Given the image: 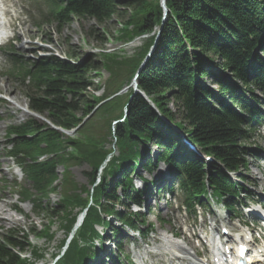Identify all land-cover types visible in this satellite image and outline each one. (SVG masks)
<instances>
[{
	"label": "trees",
	"instance_id": "obj_1",
	"mask_svg": "<svg viewBox=\"0 0 264 264\" xmlns=\"http://www.w3.org/2000/svg\"><path fill=\"white\" fill-rule=\"evenodd\" d=\"M43 1L46 11L42 20L56 27L70 24L73 18L103 23L129 11L117 38L130 42L145 36L130 56L103 53L99 60L90 58L79 65L53 56L18 65L28 110L44 115L52 126L72 130L81 123V115L102 102L98 107L102 125L95 129L94 124L83 123L77 128L80 138L68 137L30 115L6 129L11 145L8 154L15 158L27 186L18 193L19 202L31 203L36 216L58 218L66 237L78 213L85 209L80 228L55 264L93 262L96 240L102 239L96 226L104 225L115 238L117 248L122 228L141 223L145 226L139 214L130 211L142 194L133 187L131 175L139 164L150 170L151 159L140 163L138 157L152 140L158 149L157 162L163 161L177 172L178 188L186 194L187 204L201 194L207 195L208 190L219 197L236 191L238 184L226 172L239 173L243 179L248 169L245 157L254 155L247 145L253 129L246 126L241 113L257 119L256 108L247 98L260 103L252 89L260 90L264 96V0H165V13L160 0ZM156 27L160 29L155 48L138 69L155 42L152 32ZM66 54L71 58L77 55L69 50ZM100 70L109 74L104 95H87L93 85L92 73ZM138 72V92L130 88L106 100ZM206 75L216 78L217 95L203 86L201 77ZM169 101L174 111L168 108ZM120 118L123 120L111 128V120ZM163 118L175 123L215 163L207 169L206 163L184 152L173 127H166L169 133H164ZM109 143L115 154L113 148L106 147ZM69 148L74 155L67 152ZM71 162L89 166L88 186H78L71 180ZM58 165L65 166L62 192L60 200L50 204L47 196L54 191L52 183ZM206 170L211 171L207 174ZM17 211L23 215L18 208ZM107 215L116 218L120 227L110 226ZM43 227L42 231L14 228L0 233V264H34L24 259L31 249L28 237L43 235L51 239L53 233L48 226ZM139 232L142 234L141 229ZM61 242L64 245L65 240ZM33 254L34 260L44 255L40 250H33Z\"/></svg>",
	"mask_w": 264,
	"mask_h": 264
},
{
	"label": "rangeland",
	"instance_id": "obj_2",
	"mask_svg": "<svg viewBox=\"0 0 264 264\" xmlns=\"http://www.w3.org/2000/svg\"><path fill=\"white\" fill-rule=\"evenodd\" d=\"M5 1L8 3V0ZM18 1L21 3V6H24V12L21 15H16L13 12L12 8H9L10 17H15L14 22L16 24L17 30L15 31V36L12 39V46L10 47V51L13 54L12 56L14 58L23 60L27 64H32L33 62L41 60L43 58L54 56L73 65H79L86 59L92 58L99 60L100 54L103 53L111 54L112 52H117L123 54L124 56H130L140 45V40L138 38H135L130 42H122L117 38L119 35V29L121 28L120 24L127 19L129 11H127V13H125V15H123L122 17L115 14L103 23H98L93 19L73 18V21L68 25L56 27L54 23H42L38 27L32 25V21L38 17L37 10L34 7H30L29 5L28 8L25 7L29 0ZM159 29L160 27H156L152 32L155 34L154 41L158 37L157 34L159 32ZM154 43H156V41L153 42V44ZM152 48L154 49L155 47L151 46L147 51H152ZM68 50L74 51V53L77 54L76 58L68 57L66 54ZM10 57L8 58L11 59ZM144 62H146L145 58H143L141 63ZM209 66H211L210 63ZM12 70V65L5 60L3 53L0 51V233L3 234L6 232V230L14 228L23 229L24 231H27L28 228H34L35 230L39 231L43 226H48L49 232L53 233V237H51V239H46L43 235H29L28 240L31 243V249L30 251L25 253L24 259H26V261H34V264H55L57 261H59V258L63 253L62 249L64 248V245L61 241L64 239L66 242L69 236L66 237L65 230L59 227L58 218L53 217L52 219L47 220V218L42 214L36 216V214L32 212V210H30L29 204L18 205L23 215L17 213L14 210L17 201L16 196L14 195V191L17 189H14L13 183L16 182L20 184L22 183V180L18 169L14 166V161L2 156V147L6 141L4 134L7 124L10 122H22L29 116V114L26 112L27 100L23 93L22 84L19 80L20 78L15 75H10V72ZM96 72L98 73V75L96 74ZM96 72L92 73L94 74V76L92 77L93 85L87 89V95L91 94L94 97L99 98L104 95L103 93L107 88L106 84L109 79V74L104 70ZM225 75L226 72H223L222 77L225 78ZM135 81L137 82V80ZM201 81H203V86L207 87L214 95L218 94L217 86L214 84V82H216V78H212L206 75L201 77ZM123 82L125 83L124 80ZM229 82L232 84L235 83V85L239 84L237 80H230ZM133 83L134 77H132L127 82V84L125 83L119 91L113 93V95L109 96V98H106V100L113 98L116 95H123L127 90H129V87H132ZM101 103L92 107V109H90V113L85 114L84 116L81 115L80 112L78 113L77 116L81 115L80 125H82L83 123L85 124V122L87 121L88 124H94L95 129H97L99 125H102L101 118L103 116H101L100 110L98 108ZM168 108L172 111L175 110V106L172 101L168 102ZM38 115L39 116L35 115V117H38L40 120L44 121V115ZM113 120H111L110 122L111 128L115 127L120 121L118 120L114 123ZM163 120L165 123L164 133H169L168 131H166V127L169 126V121L165 118H163ZM102 128L105 129L104 127ZM84 132L86 133V131ZM255 134L256 135H253L252 138L247 141V145L250 147L258 148V154L255 157H251L249 155L245 157L248 162V169L244 172V174H246L245 179L247 180L241 181V183L244 186H247V188H249L253 193H262L264 195V127L256 131ZM66 135L71 138H80L81 134L79 135V133H77V129H73ZM180 139V145H183L185 148L189 149V146L185 144L186 141L182 137H180ZM146 146L147 151L146 153H144L145 157L151 158L155 155L158 149L153 140ZM106 147L112 150L114 146L113 144L109 143L106 145ZM113 149V151H115V148ZM196 149L197 153L200 154V150L198 148ZM67 152L72 155L75 154V151L71 148H69ZM115 153L116 151L114 152V154ZM200 158L207 162V169L208 166L214 164L213 161L211 162L207 160V158H205L202 153L200 154ZM64 167L65 166L63 165H58L55 167L56 179L52 183V188L54 189V191L49 192L47 196L50 204H54L55 202H58L60 200L62 192L61 185L65 172ZM164 167L165 166L163 164L159 163L154 168L152 174L148 175L145 170L141 169L139 171V175L150 179L156 178V181L158 182L160 178H163V172L165 169ZM210 171L211 170H206V173L208 174ZM68 172L71 180L74 181L78 186H88L87 173L90 172V168L86 163L77 164L71 162L68 166ZM171 183L174 185L173 188H175L173 189L175 193L174 199L172 198V200H175L176 202L168 206L167 209V206L164 204V202L166 201L159 200L156 206L152 208L153 213L151 214L148 212L143 216L145 222L151 223L153 225L151 227L152 233H150L149 239L155 240L156 243L148 245V249L150 252L145 256L143 255L145 248L140 251L135 250V244H140L141 239L139 237L133 238L131 236V233H126L125 239L134 240L135 243L134 246L130 245L126 248L124 255H126L127 258H125L124 256L120 257L121 264H140V260L137 258L138 255L143 259H149V257H151V260L146 261V264H155L158 262L161 263V261L166 264H171L167 260L170 257V254L167 253L165 255L164 251L166 250V248L163 244L165 243V239H163V236L168 230L173 231L174 234L180 233V237L188 244L190 243V245L186 246L185 244H183L189 250L194 247V241H186L183 231L186 232V229H189L190 232H187V234L190 235L192 233L191 228L199 230L201 228L200 219H198V217L195 218L192 214H185L180 207L179 209H177L180 203L183 202L184 196L177 189L175 185L176 180H174V178L171 179ZM3 184L6 185L7 188H2ZM134 184H136L137 186L139 185L137 180H134ZM151 197L152 201L155 202V198H153L154 194ZM147 203L150 202L147 201ZM148 207H152V204H149ZM215 210H217V208L215 207H204V209H201L204 218H208L211 211ZM156 214L163 218L165 222L162 223L158 219H156ZM112 219L113 220L111 221V223L113 225H118L117 220L113 217ZM228 219L229 218L227 216L225 218V223L228 222ZM184 220L185 223H183ZM177 224L179 225L177 226ZM180 224L182 225L183 231ZM96 229L102 230L100 226H96ZM108 235H110L109 231L107 232L106 238L101 242L98 240V243L96 242V244H99L101 246V249L103 251L101 252L102 254L110 253L113 258H115V251L113 250L112 244L111 242H108V239H111V237H108ZM167 235L170 236V234ZM183 240H180V243H183ZM33 250H40V252H42V254L44 255H41L42 257L34 260V258L36 257L33 254ZM169 250L171 249L169 248ZM195 251L198 252V249H195ZM193 252L194 249L190 250V253ZM202 258L203 257L201 256L199 258V261L202 260ZM127 260H129V263H126ZM93 263L94 261L89 262V264Z\"/></svg>",
	"mask_w": 264,
	"mask_h": 264
},
{
	"label": "bare ground",
	"instance_id": "obj_3",
	"mask_svg": "<svg viewBox=\"0 0 264 264\" xmlns=\"http://www.w3.org/2000/svg\"><path fill=\"white\" fill-rule=\"evenodd\" d=\"M162 6V8H163V12L165 13L166 11H165V1H164V5H161ZM150 49V48H149ZM151 54V51L146 55V57H144L145 59H146V61H147V57L149 56ZM145 64V62L144 63H142L141 64V66L143 67V65ZM140 69V68H139ZM205 155V154H204ZM0 207H1V205H0ZM84 218V216H82V218L81 219H83ZM80 218L77 220V222H76V225H75V229L73 230V232H72V234H73V236H72V238L76 235V233H77V230L80 228V226H81V224H82V221L83 220H81ZM170 232H172V234L174 235V233H173V231H171L170 230ZM184 237L186 238V241H189V239H190V236H185L184 235ZM163 239H165V243H164V246H165V248L167 249L168 248V250H169V248L171 249V246L174 248V249H176L175 251H177L178 252V257H177V259H178V261H180L181 260V257H188V256H191V257H188V260H189V262L187 263V264H199V260L195 257V255H197L196 253L195 254H192V253H190V250L188 249V248H186L184 245H183V243L181 242H178V241H174L172 238H169L168 236H166V235H164L163 236ZM217 257V256H216ZM213 258V257H212ZM258 260H261V258H259ZM200 264H209L208 262H206V260H202L201 262H200Z\"/></svg>",
	"mask_w": 264,
	"mask_h": 264
},
{
	"label": "water",
	"instance_id": "obj_4",
	"mask_svg": "<svg viewBox=\"0 0 264 264\" xmlns=\"http://www.w3.org/2000/svg\"><path fill=\"white\" fill-rule=\"evenodd\" d=\"M164 1H165V0H162V1H161L162 5H164ZM165 11H166V9H165Z\"/></svg>",
	"mask_w": 264,
	"mask_h": 264
}]
</instances>
